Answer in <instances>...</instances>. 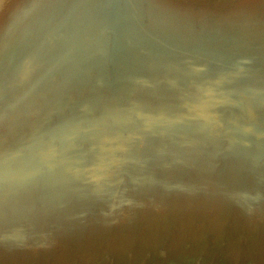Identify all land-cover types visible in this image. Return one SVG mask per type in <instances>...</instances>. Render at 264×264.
Segmentation results:
<instances>
[{
	"label": "water",
	"instance_id": "1",
	"mask_svg": "<svg viewBox=\"0 0 264 264\" xmlns=\"http://www.w3.org/2000/svg\"><path fill=\"white\" fill-rule=\"evenodd\" d=\"M0 264H264V0H0Z\"/></svg>",
	"mask_w": 264,
	"mask_h": 264
}]
</instances>
